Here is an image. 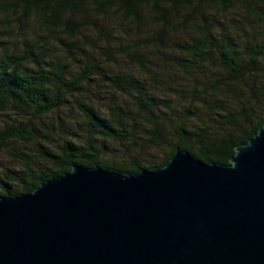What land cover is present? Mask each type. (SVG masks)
Returning a JSON list of instances; mask_svg holds the SVG:
<instances>
[{
  "label": "trees",
  "instance_id": "16d2710c",
  "mask_svg": "<svg viewBox=\"0 0 264 264\" xmlns=\"http://www.w3.org/2000/svg\"><path fill=\"white\" fill-rule=\"evenodd\" d=\"M0 1V10L15 13L24 39L23 25L32 17L59 39L55 45L43 38L41 44L57 48L45 57L34 42L0 47V113L12 116L0 126V144L33 139L34 119L86 85L99 82L116 94L103 110L91 99H76L73 136L38 144L41 167L19 154L24 168L2 172L0 195L31 192L72 163L121 174L155 169L177 147L202 161L228 162L235 145L264 122V0ZM81 36L93 49L79 45ZM159 75L173 80L164 88L175 104L149 87V79L161 83ZM143 141L165 151L146 162L140 149L129 157L111 155L113 144L133 148Z\"/></svg>",
  "mask_w": 264,
  "mask_h": 264
},
{
  "label": "water",
  "instance_id": "95a60500",
  "mask_svg": "<svg viewBox=\"0 0 264 264\" xmlns=\"http://www.w3.org/2000/svg\"><path fill=\"white\" fill-rule=\"evenodd\" d=\"M0 264H264V122L228 162L177 147L155 169L72 163L0 195Z\"/></svg>",
  "mask_w": 264,
  "mask_h": 264
},
{
  "label": "rangeland",
  "instance_id": "374dc122",
  "mask_svg": "<svg viewBox=\"0 0 264 264\" xmlns=\"http://www.w3.org/2000/svg\"><path fill=\"white\" fill-rule=\"evenodd\" d=\"M14 14L15 13H10L7 15L5 12L0 10V47L4 46L7 48L18 49L25 43L34 42L38 43L39 45L34 48L38 51L40 57H45L47 55L49 56V54H53L57 51L55 45L59 44L58 37L55 36L53 32L48 33L47 31H45L33 17L28 19L25 25H23V27L25 28L24 36L26 38L24 39L23 37H21V33L19 32L20 28L19 26H17L18 20L15 18L16 16H14ZM91 33L92 32H90L89 30L86 37L92 39L93 35ZM44 37H48V41H52L55 45L51 47L49 42L41 44ZM87 38L82 39L81 36L79 45L82 47H86L85 49L87 50L93 49L94 45L91 44V42ZM97 41L99 45H103V41L101 39H98ZM97 49L100 50V48ZM57 55L60 57V53H57ZM119 67H122L128 73H141V69L138 66L132 68L131 66H125L121 64L119 65ZM159 77L161 78V83L156 82L155 78H153L152 80L149 79V87L157 94L165 95L167 99L170 98V103L175 104L177 99L170 93L166 92V88H164L168 87L166 84L167 82L172 83L173 80L170 78H165L161 75H159ZM103 87L106 86L100 85L99 82L98 84L92 83L90 85H86L85 89L82 92H76L67 95L62 104L56 110L47 113L40 118L34 119L32 125L34 127L33 129L35 136L33 137V139L26 140L22 138H14L0 144V177H2V172L6 170L18 171L24 168V161L22 157L18 156L19 154H24V157L29 160V163L32 165V167H41L42 161L37 151L38 144L50 145L59 141L61 137L73 136L74 132L76 131V125L74 121L80 118V113L75 105L76 99H91V102L95 107H99L103 110L107 101L111 100V96L113 98L116 95H111L110 92L104 91ZM155 87L158 89H155ZM234 101H236V99H234ZM11 118L12 116L10 113H0V126L5 122H10ZM112 147L113 149L111 151V155L116 159L123 157V155L129 157L132 153L138 152V149H140L141 151H139L138 153L139 159L142 162H146L149 159L158 158L165 151V148L148 144L146 143V141H143L140 146H136L133 148H128L129 146L126 147L124 144H113Z\"/></svg>",
  "mask_w": 264,
  "mask_h": 264
}]
</instances>
